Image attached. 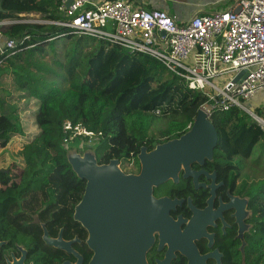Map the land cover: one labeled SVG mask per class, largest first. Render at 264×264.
Returning a JSON list of instances; mask_svg holds the SVG:
<instances>
[{
  "label": "trees",
  "instance_id": "trees-1",
  "mask_svg": "<svg viewBox=\"0 0 264 264\" xmlns=\"http://www.w3.org/2000/svg\"><path fill=\"white\" fill-rule=\"evenodd\" d=\"M24 14H38L42 20L10 24L2 32L13 39L28 35L36 46L19 45L25 50L0 66V76L11 77L8 84L15 92L12 97L23 102L22 111L35 116L37 131H26L19 108L5 109L7 99L0 96V163L14 167L16 179L22 178L28 190L38 189L33 193L58 195L64 203L62 209L72 210L86 187L67 160L62 134L65 120L82 124L100 137L97 151L101 164L117 159L122 164L139 165L142 147L152 150L182 136L191 128L199 110L211 103L204 93L190 89L152 57L104 42H99V49L88 59L81 81L77 72L79 44L64 73L54 72L41 58L47 54L45 45L69 31L52 24L66 20L61 0H0V22ZM157 111L172 115V120L166 130L156 135L150 131L159 116ZM210 120L218 132L213 168H217L221 179L228 170L242 177L240 164L249 160L256 146L264 142V131L239 108L214 110ZM253 184L259 195L254 209L264 217V182Z\"/></svg>",
  "mask_w": 264,
  "mask_h": 264
},
{
  "label": "flooded vegetation",
  "instance_id": "flooded-vegetation-1",
  "mask_svg": "<svg viewBox=\"0 0 264 264\" xmlns=\"http://www.w3.org/2000/svg\"><path fill=\"white\" fill-rule=\"evenodd\" d=\"M213 163L191 166L205 173L198 188L184 171L178 183L170 180L155 188L156 199L181 204H172V221L161 224L143 263L264 264V217L254 209L259 198L254 182L236 177L233 170L221 179ZM135 169L125 172L139 174L140 164ZM26 185L15 178L14 167L0 163V264H91L95 253L89 231L75 218L82 199L72 210L62 209L58 195L33 193L38 189Z\"/></svg>",
  "mask_w": 264,
  "mask_h": 264
},
{
  "label": "built area",
  "instance_id": "built-area-1",
  "mask_svg": "<svg viewBox=\"0 0 264 264\" xmlns=\"http://www.w3.org/2000/svg\"><path fill=\"white\" fill-rule=\"evenodd\" d=\"M67 2L61 0L66 20L52 23L69 30L61 37H87L152 57L211 100L201 108L209 118L214 110L239 108L264 131V113L252 107L253 99L264 94V0H236L227 11L196 16L183 24L164 11L136 8L124 0L100 4L72 0L69 7ZM35 22L39 21L0 22V66L25 50L19 45L36 46L28 35L7 38L4 27ZM62 134L66 152L97 151L100 143L95 132L71 120L63 122Z\"/></svg>",
  "mask_w": 264,
  "mask_h": 264
},
{
  "label": "water",
  "instance_id": "water-1",
  "mask_svg": "<svg viewBox=\"0 0 264 264\" xmlns=\"http://www.w3.org/2000/svg\"><path fill=\"white\" fill-rule=\"evenodd\" d=\"M71 3L68 0L67 7ZM217 143L218 132L207 113L200 109L191 128L182 136L152 150L141 148L139 174H127L117 159L101 164L94 149L84 153L68 151L67 160L73 172L86 182L75 218L84 222L89 231L88 244L95 253L91 264H146L143 258L154 244L155 233L161 224L172 221L169 210L173 203L181 204L156 199L155 188L170 180L178 183L181 171L184 178L192 177L198 188V178L205 173L194 172L191 166L213 162ZM55 245L61 247L58 242Z\"/></svg>",
  "mask_w": 264,
  "mask_h": 264
},
{
  "label": "rangeland",
  "instance_id": "rangeland-1",
  "mask_svg": "<svg viewBox=\"0 0 264 264\" xmlns=\"http://www.w3.org/2000/svg\"><path fill=\"white\" fill-rule=\"evenodd\" d=\"M38 19L39 17H35L32 15H21L20 18H17L15 20L40 21ZM78 44L80 45L78 57L80 66L78 67L77 72L79 76L78 80L81 81L85 77V73L87 71L88 59L99 49L100 43L98 41L87 37L82 38L81 40L77 35H73V37L70 38L66 36L60 37L53 43L45 45L47 54L43 58H41V61H44V63H46L48 67L54 69V72L63 74L64 68L69 64L71 60V53H73ZM55 60H57V63H55ZM10 80V76H0V96L4 100L7 99L5 109L8 110L9 107L17 106L19 108L18 114L21 117V120H23V125L26 128L25 130L33 131L34 133L37 131V127L35 125V116H33L30 112L22 111L23 102L16 101V99L12 97L13 95H15V92L8 84ZM5 88L7 89V91L3 90ZM171 120L172 115H164L161 113L157 118H155L150 132L156 135L161 133L168 128ZM121 167L122 170L127 172L136 170L135 163H123ZM240 169L243 179H247L249 177L250 181L257 184H262L264 182V142H261L256 146L252 157L244 164H240Z\"/></svg>",
  "mask_w": 264,
  "mask_h": 264
},
{
  "label": "crops",
  "instance_id": "crops-1",
  "mask_svg": "<svg viewBox=\"0 0 264 264\" xmlns=\"http://www.w3.org/2000/svg\"><path fill=\"white\" fill-rule=\"evenodd\" d=\"M92 4H100L106 0H88ZM134 7L148 10H161L177 19L178 23H186L196 16L211 15L224 12L231 8L236 0H124ZM39 17L38 14H24ZM37 21V20H35ZM252 107L261 114L264 113V94H258L252 101Z\"/></svg>",
  "mask_w": 264,
  "mask_h": 264
}]
</instances>
